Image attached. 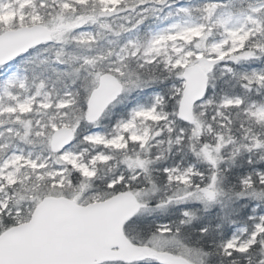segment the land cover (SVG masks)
<instances>
[{
  "label": "snow or ice",
  "instance_id": "snow-or-ice-1",
  "mask_svg": "<svg viewBox=\"0 0 264 264\" xmlns=\"http://www.w3.org/2000/svg\"><path fill=\"white\" fill-rule=\"evenodd\" d=\"M0 264H264V0H0Z\"/></svg>",
  "mask_w": 264,
  "mask_h": 264
}]
</instances>
